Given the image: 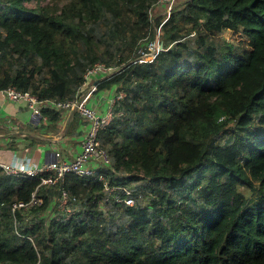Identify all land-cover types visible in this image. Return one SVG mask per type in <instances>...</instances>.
I'll list each match as a JSON object with an SVG mask.
<instances>
[{"label": "trees", "instance_id": "trees-1", "mask_svg": "<svg viewBox=\"0 0 264 264\" xmlns=\"http://www.w3.org/2000/svg\"><path fill=\"white\" fill-rule=\"evenodd\" d=\"M31 1L0 0V90L68 100L95 63L118 67L95 93L107 107L125 92L99 136L115 212L102 208L105 181L71 173V217L57 221L53 205L47 222L55 186L43 205L17 212V233L13 204L40 179L0 168V264H264V0H185L154 23L158 0H53L66 2L58 13ZM156 27L163 50L134 62ZM226 30L249 48L237 52L220 38ZM121 39L136 50L129 61ZM60 113L43 112L53 123ZM134 169L154 193L144 206L114 199L132 180L117 172Z\"/></svg>", "mask_w": 264, "mask_h": 264}, {"label": "built area", "instance_id": "built-area-1", "mask_svg": "<svg viewBox=\"0 0 264 264\" xmlns=\"http://www.w3.org/2000/svg\"><path fill=\"white\" fill-rule=\"evenodd\" d=\"M175 1L160 0L161 3L169 5V9H172ZM162 50L160 29H158L155 39L149 41L145 48L139 49L133 61L142 64L153 62ZM118 70L117 67L103 62L95 63L86 70L83 84L75 96L68 100L40 99L37 95L31 92H23L16 87L0 90V93L12 102H25L35 115L42 118H47L43 112L49 109L56 112L77 113L88 124L87 131L82 135L80 151L71 160L59 159L43 166H37L22 160L9 163L0 162V168L7 176L40 179V183L32 192L28 201H18L13 204L12 213L17 233V212L29 213L36 207L43 205V193L55 186L58 187L59 193L58 196L53 198L52 205L48 207V212L44 213L45 216H48L47 222L52 218L49 216L53 214V205L62 214L56 218L57 221H65L71 217L73 209L70 204L75 198H72L69 191L65 188L67 177L71 173L81 178H94L105 181L104 194L106 201L117 191V187L109 185L108 180L105 178V169H112L113 160L108 150L103 147L99 136L101 130L105 129L113 119L112 107L115 101L122 99L125 94L121 92L114 97L108 98L105 112H101L98 108V102H100L101 98L97 100L95 106L91 105V102L96 100L97 84L102 80L110 78ZM124 190L125 196L122 197L117 194L114 196V199L117 202H123L125 206H134L136 203L132 197L133 192L129 188Z\"/></svg>", "mask_w": 264, "mask_h": 264}, {"label": "crops", "instance_id": "crops-1", "mask_svg": "<svg viewBox=\"0 0 264 264\" xmlns=\"http://www.w3.org/2000/svg\"><path fill=\"white\" fill-rule=\"evenodd\" d=\"M106 97L99 96L98 98ZM106 101V100H105ZM96 102V103H95ZM97 100L91 102L95 106ZM97 106V105H96ZM103 106V107H102ZM98 104L105 112L107 107ZM57 123L35 115L23 101L12 102L0 93V162L27 161L43 166L59 159H73L80 151L76 140L87 131L88 124L77 113L61 112Z\"/></svg>", "mask_w": 264, "mask_h": 264}, {"label": "rangeland", "instance_id": "rangeland-1", "mask_svg": "<svg viewBox=\"0 0 264 264\" xmlns=\"http://www.w3.org/2000/svg\"><path fill=\"white\" fill-rule=\"evenodd\" d=\"M185 0H176L175 3L173 4L172 8L175 7L176 5H179L180 3L184 2ZM66 2H60V3H56L53 0H43L41 1V3H38L36 0L28 2L27 6L31 7V8H35L37 6H49V7H53L56 8L57 13L60 12L61 7L65 4ZM171 12V9H169V5H165L163 3L160 2V0H158L157 2L154 3L153 5V9L151 10L150 14H151V19L153 20L154 23V19L156 17H167ZM105 24L100 23V26H102V28L104 27ZM186 27H190V26H186ZM155 30V28H154ZM156 33H157V27H156ZM152 32L149 34V39H144L142 41V43L140 44L141 46H143L146 42L150 41V38L152 37ZM222 39H225L226 41L232 43L237 52H243V50L248 49L249 45H248V39L246 38V36L241 32V31H232V30H226L222 33L221 37ZM126 39H121L118 41V44L121 45L116 46L115 49H117L118 47L120 48V50H122V54L124 56V60L125 61H129L132 57H134L135 51H134V47H132L130 44H125ZM101 50L105 49H109L106 46H102L100 47ZM103 52V51H101ZM142 64V63H140ZM118 68V67H117ZM121 93V92H120ZM123 93L125 94V92L123 91ZM110 97H112L111 95H109ZM125 96V95H124ZM98 98V97H97ZM105 101V99H103L102 101L98 102V104L103 103ZM81 134L79 137L76 138V140H79L81 138ZM0 141H5V139H1ZM4 150V152H6V148L5 146L1 145L0 146V151ZM117 176H121V178H131L132 180L130 182L127 183V188H129L133 194H135V197L137 196V198L135 199V203L136 204H141L142 206L147 205L149 203V200L151 198L154 197V193L150 192L149 190L147 191L146 189H143L144 184L146 183V179L143 177L144 175L142 174V171H140L139 169H134V171L132 173L129 172H117L116 174ZM134 178V179H133ZM156 186H159L158 184ZM111 202V201H110ZM107 202L106 200H104L101 204H102V208L105 212V214L108 216L109 214H112L115 212V209H113V207L111 206V203ZM122 210V208H121ZM48 212V208L46 209V211L44 213ZM43 213V214H44ZM120 214L116 213V218L119 217ZM110 217L108 216V219Z\"/></svg>", "mask_w": 264, "mask_h": 264}, {"label": "water", "instance_id": "water-1", "mask_svg": "<svg viewBox=\"0 0 264 264\" xmlns=\"http://www.w3.org/2000/svg\"><path fill=\"white\" fill-rule=\"evenodd\" d=\"M162 47L164 48V45H163V43H162Z\"/></svg>", "mask_w": 264, "mask_h": 264}]
</instances>
